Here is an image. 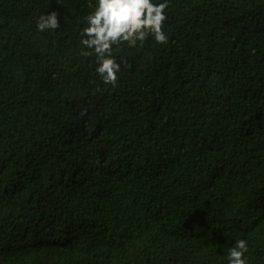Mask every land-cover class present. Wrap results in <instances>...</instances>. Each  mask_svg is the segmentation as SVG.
I'll use <instances>...</instances> for the list:
<instances>
[{
	"label": "trees",
	"instance_id": "obj_1",
	"mask_svg": "<svg viewBox=\"0 0 264 264\" xmlns=\"http://www.w3.org/2000/svg\"><path fill=\"white\" fill-rule=\"evenodd\" d=\"M167 4L113 87L96 0H0V264H264V0Z\"/></svg>",
	"mask_w": 264,
	"mask_h": 264
},
{
	"label": "clouds",
	"instance_id": "obj_2",
	"mask_svg": "<svg viewBox=\"0 0 264 264\" xmlns=\"http://www.w3.org/2000/svg\"><path fill=\"white\" fill-rule=\"evenodd\" d=\"M167 7V0L163 3H154L153 0H96L94 9L85 17L87 26L83 28L82 36L86 38L81 43L94 50L98 63L96 72L105 84L117 85L120 64L112 56L113 45L127 42L136 46L138 41L142 43L149 35L157 43H167L163 30ZM59 26L55 11L42 14L37 21L40 31ZM81 54L88 56L92 53ZM247 251L244 239L235 241L228 249V264H246L243 257Z\"/></svg>",
	"mask_w": 264,
	"mask_h": 264
}]
</instances>
